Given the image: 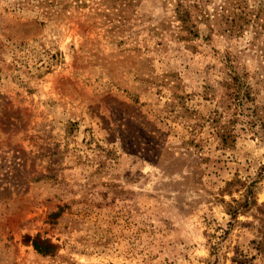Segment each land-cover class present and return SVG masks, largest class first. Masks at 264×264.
Returning <instances> with one entry per match:
<instances>
[{
    "label": "rangeland",
    "instance_id": "rangeland-1",
    "mask_svg": "<svg viewBox=\"0 0 264 264\" xmlns=\"http://www.w3.org/2000/svg\"><path fill=\"white\" fill-rule=\"evenodd\" d=\"M0 264H264V0H0Z\"/></svg>",
    "mask_w": 264,
    "mask_h": 264
},
{
    "label": "trees",
    "instance_id": "trees-1",
    "mask_svg": "<svg viewBox=\"0 0 264 264\" xmlns=\"http://www.w3.org/2000/svg\"><path fill=\"white\" fill-rule=\"evenodd\" d=\"M221 138H223L224 141H227L228 137L231 138L230 134L226 132V130L223 128L218 131ZM235 181H240L246 192H244L243 202H242V208H233L231 211V214L233 216H237V214L241 211H244L243 209H248L252 203H255L254 198H250V195L248 193L253 194L255 190H253V186L255 185V180L247 183L244 181H241L240 179H236ZM231 182H227V184H230ZM227 189V188H226ZM225 190V189H224ZM30 243L32 244L33 248L41 253V254H53L56 251V244L52 242L50 239L46 237H41L39 234H35L30 237L29 239Z\"/></svg>",
    "mask_w": 264,
    "mask_h": 264
}]
</instances>
